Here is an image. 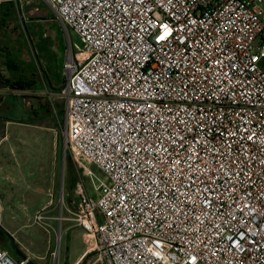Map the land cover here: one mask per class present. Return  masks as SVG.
<instances>
[{
    "label": "built area",
    "instance_id": "2783aa9c",
    "mask_svg": "<svg viewBox=\"0 0 264 264\" xmlns=\"http://www.w3.org/2000/svg\"><path fill=\"white\" fill-rule=\"evenodd\" d=\"M45 2L82 43L59 92L96 193L76 183L58 219L87 241L75 264H264V0Z\"/></svg>",
    "mask_w": 264,
    "mask_h": 264
},
{
    "label": "rangeland",
    "instance_id": "374dc122",
    "mask_svg": "<svg viewBox=\"0 0 264 264\" xmlns=\"http://www.w3.org/2000/svg\"><path fill=\"white\" fill-rule=\"evenodd\" d=\"M21 7L22 10L2 17L5 20L0 22V41L4 49L5 42L10 41L11 52L8 59L4 56L3 62L8 60L17 66V71L8 74L15 80H33L34 89H42L43 82L49 78L56 89L61 90L68 76L64 64L70 55L69 43L80 47L82 43L62 25L45 0H23ZM34 97L36 99L32 98L30 102L34 110H38L40 99ZM50 98V120L29 116L33 120L30 127L10 133L11 148L8 141L0 146V165L10 172L0 170V203L3 207L0 213L3 225L10 229L23 226L16 232V239L28 249L34 262L72 264L84 252L87 243L80 228L72 227L66 221L59 226V216L66 218V210L72 208L69 201L77 204L73 195L76 183L82 185L90 198L95 199L96 193L92 181L75 166L64 146V100L59 92ZM35 120L44 122L36 126ZM89 169L95 177L104 178L95 165H89ZM44 207L42 215L47 228L34 221L35 215Z\"/></svg>",
    "mask_w": 264,
    "mask_h": 264
},
{
    "label": "crops",
    "instance_id": "0c3cea01",
    "mask_svg": "<svg viewBox=\"0 0 264 264\" xmlns=\"http://www.w3.org/2000/svg\"><path fill=\"white\" fill-rule=\"evenodd\" d=\"M15 9H16L15 4L13 2H0V22H3L5 20L2 19V17L5 16L7 18L10 13L12 14L16 13ZM7 37L9 39V36ZM5 45L6 48L4 49L3 42L1 40L0 41V146L5 141L8 142L11 141L10 133H12V131H17L18 129L23 130L31 126V122L33 120H31L29 116L36 117L37 120H41L44 118L50 120V117L52 116V112L48 108L51 100L50 96H55L56 92H58V89H56V86L51 83L49 78L46 79L44 82L42 81L43 82L42 89L39 87H36V89H34L33 80L32 81L25 80L24 78H20L18 80L12 79L13 77L9 76L8 73L9 71H17V66L16 64L10 63V61L8 60L7 61L5 60V62H3L4 56L5 59H8V57H10L11 54L9 50L10 41L5 42ZM35 95L39 97L38 99H40V101L37 102L38 110H34V108L32 107L33 104L30 102L32 98L36 99L34 97ZM35 122H36L35 123L36 126H41L37 124H40L41 122L44 121L37 122L35 120ZM50 130H54V129L50 128ZM8 146H10L11 148L10 142ZM3 168L4 166L0 165L1 171H4ZM5 172L8 174L10 173L8 170L4 171V173ZM68 203L71 204L72 207L75 205L74 201H69ZM2 209L3 207L0 203V211ZM2 221L3 218L0 213V248L7 251L15 259L23 257V258H28L32 264H41L34 262L28 253V249H26L24 246H21L19 241H17L16 239V232L19 231L23 226H21V228L19 229L12 230L10 229V227L3 225ZM70 226L74 227L71 223ZM11 241H13V244L16 246L18 254H15L11 251L10 249ZM76 261L73 262L72 264H75Z\"/></svg>",
    "mask_w": 264,
    "mask_h": 264
},
{
    "label": "water",
    "instance_id": "95a60500",
    "mask_svg": "<svg viewBox=\"0 0 264 264\" xmlns=\"http://www.w3.org/2000/svg\"><path fill=\"white\" fill-rule=\"evenodd\" d=\"M10 249L13 253L18 254V251H17L16 247L14 246L13 241L10 242Z\"/></svg>",
    "mask_w": 264,
    "mask_h": 264
},
{
    "label": "trees",
    "instance_id": "16d2710c",
    "mask_svg": "<svg viewBox=\"0 0 264 264\" xmlns=\"http://www.w3.org/2000/svg\"><path fill=\"white\" fill-rule=\"evenodd\" d=\"M58 92H60V89L58 90ZM15 246V245H14ZM16 247V246H15Z\"/></svg>",
    "mask_w": 264,
    "mask_h": 264
},
{
    "label": "snow or ice",
    "instance_id": "6c2138e0",
    "mask_svg": "<svg viewBox=\"0 0 264 264\" xmlns=\"http://www.w3.org/2000/svg\"><path fill=\"white\" fill-rule=\"evenodd\" d=\"M164 37H161V39H163Z\"/></svg>",
    "mask_w": 264,
    "mask_h": 264
},
{
    "label": "bare ground",
    "instance_id": "6f19581e",
    "mask_svg": "<svg viewBox=\"0 0 264 264\" xmlns=\"http://www.w3.org/2000/svg\"><path fill=\"white\" fill-rule=\"evenodd\" d=\"M68 59H69V57H68Z\"/></svg>",
    "mask_w": 264,
    "mask_h": 264
}]
</instances>
